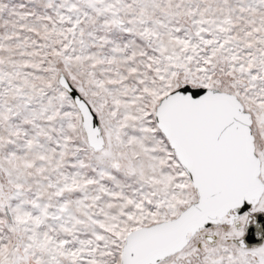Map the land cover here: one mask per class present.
Masks as SVG:
<instances>
[{
    "label": "snow or ice",
    "instance_id": "obj_1",
    "mask_svg": "<svg viewBox=\"0 0 264 264\" xmlns=\"http://www.w3.org/2000/svg\"><path fill=\"white\" fill-rule=\"evenodd\" d=\"M0 264H264V0H0Z\"/></svg>",
    "mask_w": 264,
    "mask_h": 264
}]
</instances>
